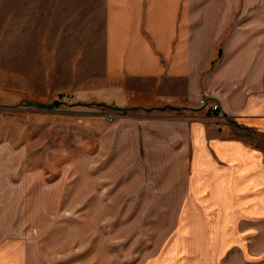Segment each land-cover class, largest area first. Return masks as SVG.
Listing matches in <instances>:
<instances>
[{
  "label": "rangeland",
  "instance_id": "rangeland-1",
  "mask_svg": "<svg viewBox=\"0 0 264 264\" xmlns=\"http://www.w3.org/2000/svg\"><path fill=\"white\" fill-rule=\"evenodd\" d=\"M44 1L52 9L44 8ZM208 1L226 4L225 38L240 31L256 36L258 49L264 48V0ZM65 2L83 4L82 11L72 13L83 15L77 26L76 19L58 17L69 13L58 11ZM102 3L0 0L2 264L12 259L19 264H198L204 259L201 245L189 239L191 220L174 188L156 194L148 181L134 182L141 159L123 162L126 155L97 154L99 130L90 120L101 115L113 122L136 111L93 107L73 98L101 70L102 42L90 31ZM79 29L83 33L75 35ZM206 95L198 103L204 99L209 109L216 104L219 112V104ZM233 130L246 143L264 146L253 130ZM204 254L213 262L217 254L215 264L234 260L233 251Z\"/></svg>",
  "mask_w": 264,
  "mask_h": 264
},
{
  "label": "crops",
  "instance_id": "crops-1",
  "mask_svg": "<svg viewBox=\"0 0 264 264\" xmlns=\"http://www.w3.org/2000/svg\"><path fill=\"white\" fill-rule=\"evenodd\" d=\"M82 10L61 3L69 13L58 17L77 26L83 15L72 13ZM226 11L208 0H103L90 31L102 42L101 70L73 98L136 111L90 120L97 154L141 159L134 182L178 192L189 239L203 252L198 264L210 249L233 251L225 264H264V146L233 135L251 129L264 138V48L240 31L225 38ZM203 93L219 112L198 103Z\"/></svg>",
  "mask_w": 264,
  "mask_h": 264
},
{
  "label": "built area",
  "instance_id": "built-area-1",
  "mask_svg": "<svg viewBox=\"0 0 264 264\" xmlns=\"http://www.w3.org/2000/svg\"><path fill=\"white\" fill-rule=\"evenodd\" d=\"M200 104H202V105L204 104L205 105V100L201 99L200 100ZM209 105H210V110H212V111H216L217 110V105L216 104L210 103Z\"/></svg>",
  "mask_w": 264,
  "mask_h": 264
}]
</instances>
